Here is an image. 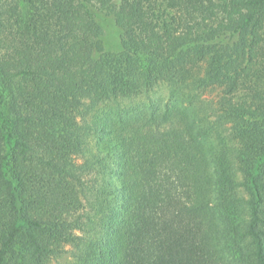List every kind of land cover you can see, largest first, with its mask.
<instances>
[{
    "label": "trees",
    "instance_id": "1",
    "mask_svg": "<svg viewBox=\"0 0 264 264\" xmlns=\"http://www.w3.org/2000/svg\"><path fill=\"white\" fill-rule=\"evenodd\" d=\"M69 247L264 264V0H0V264Z\"/></svg>",
    "mask_w": 264,
    "mask_h": 264
},
{
    "label": "rangeland",
    "instance_id": "2",
    "mask_svg": "<svg viewBox=\"0 0 264 264\" xmlns=\"http://www.w3.org/2000/svg\"><path fill=\"white\" fill-rule=\"evenodd\" d=\"M98 18L102 25L105 28V41L106 46L108 48L116 49L119 44V34L120 32L119 27L117 26L114 18L112 16L106 15L104 13H99ZM168 88L166 86H160L158 90L156 91L157 95H167ZM70 251L66 252L64 255L60 256L59 258H56L52 264H79L76 257L74 256L71 247Z\"/></svg>",
    "mask_w": 264,
    "mask_h": 264
}]
</instances>
